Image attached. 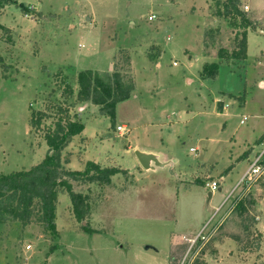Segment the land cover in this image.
Listing matches in <instances>:
<instances>
[{
    "label": "rangeland",
    "instance_id": "rangeland-1",
    "mask_svg": "<svg viewBox=\"0 0 264 264\" xmlns=\"http://www.w3.org/2000/svg\"><path fill=\"white\" fill-rule=\"evenodd\" d=\"M248 1L251 14L263 17L264 1ZM248 1L238 4L247 16ZM224 2L0 0V174L45 157L44 134L60 108L102 137L78 139L70 150L68 144L61 152L68 169L78 170L68 165L72 154L130 167L123 152L129 138L168 162L124 169L105 185L72 181L88 196L89 211L77 221L61 189L57 233L10 216L0 224V264H168L172 257L170 264L184 257L185 264H264V175L234 187L248 166L244 157L264 137V58L252 39L244 62L218 57L220 49L233 50L241 32L239 19L215 15ZM20 3L30 7L27 14ZM202 52L221 63L215 79L200 78ZM84 69L134 82L113 120L103 107L77 100ZM221 90L238 95L225 99L224 109ZM39 111L46 116L34 127ZM118 124L129 133L118 135ZM212 180L220 189L209 197ZM203 228V239L196 238Z\"/></svg>",
    "mask_w": 264,
    "mask_h": 264
},
{
    "label": "trees",
    "instance_id": "trees-1",
    "mask_svg": "<svg viewBox=\"0 0 264 264\" xmlns=\"http://www.w3.org/2000/svg\"><path fill=\"white\" fill-rule=\"evenodd\" d=\"M239 1L226 0L222 8L217 7L215 11L216 16L230 15L233 20L239 19V22H234V25L241 30L236 34L234 48L229 54L224 49L218 51L220 59L244 60L247 57V29L253 28V23L238 8ZM11 2L14 0H3L4 4ZM21 8L26 14L30 11L29 6ZM220 64V62L205 63L201 75L215 77ZM77 84L79 87L77 100L79 102L90 100L94 105L103 107L104 114L110 120L114 119L116 104L129 98L134 89V82L124 80L118 72H114L111 78L106 79L98 71L92 69L80 70L77 73ZM229 96L234 97L232 94ZM60 110L63 115L44 134L45 142L49 148L45 157L29 168L0 174V224L12 216L19 220L23 226L34 220L41 223L46 230L57 233L56 203L58 192L61 189H64L70 197L75 219L82 222L89 211L88 196L75 192L72 181L82 179L90 183L96 182L105 185L110 183L111 177L116 173L125 172L124 169L116 166H101L93 161H87L83 170L66 168L61 158V152L73 136L82 132L84 122L76 116H70L66 108H60ZM45 116V113L37 112L36 116L31 119V125L38 126ZM83 228L90 231V229H86V225Z\"/></svg>",
    "mask_w": 264,
    "mask_h": 264
},
{
    "label": "crops",
    "instance_id": "crops-1",
    "mask_svg": "<svg viewBox=\"0 0 264 264\" xmlns=\"http://www.w3.org/2000/svg\"><path fill=\"white\" fill-rule=\"evenodd\" d=\"M248 1V0H247ZM261 1H264V0H261ZM247 6H248V9L247 11L250 13L248 18L252 21L253 25L256 24V23H259V25L261 26H255L254 28H248L247 29V36H246V41H247V57H248V51H249V42L250 40L252 39L253 41H255V43L257 44V47L259 46L258 48V51L260 52V56H262V58H264V16L263 17H259V16H254L251 14V6L249 4V1L247 3ZM206 14H207V9H206ZM262 41H260V40ZM202 40H203V37H202ZM247 57L244 59L246 60ZM202 58H203V63H202V69H203V65L204 63H211L213 61H210V57L209 55H204L203 52H202ZM244 60L242 62H244ZM241 62V63H242ZM243 65V64H242ZM201 72L202 70L200 71V78L201 79H205L206 77L202 76L201 75ZM218 72H219V69H218ZM218 72L217 74L215 75V77H213L212 79H215L218 75ZM211 79V78H210ZM229 94H232L233 96H238L232 92H229V91H223L221 90L220 91V95H219V98L218 101H221L223 102V109L224 107H226L225 105V99H232L234 97H230ZM244 104H246V98H245V102ZM248 119V118H247ZM246 122V121H245ZM244 122V123H245ZM242 123V124H244ZM88 126H87V123L84 124V129L82 130V132L78 135H75V137H73V140L71 141V143H69V150H70V147L72 146L73 143H75L76 141H78V139H81L83 138L84 139V142L87 143L88 141H90L92 138L93 139H96V138H102L100 136V134L98 133V131H95L93 129H90V131L87 129ZM129 133V132H128ZM131 139L132 138H129L128 139V143L125 145L124 149H123V152H124V155H129V157L131 158H128V162L130 163V167H122V165L119 163V159H115V158H111V160L115 163L111 164L113 166H116L118 167L119 165V168L120 169H129L130 171L131 170H143V168L141 167L139 161L137 160L135 154H134V150L138 149V150H142V151H146V152H152L154 153L153 151L147 149V148H144V147H141L140 145L138 144H131ZM243 150L240 151V153L242 152ZM98 154V157L101 156V154L97 153ZM157 154L158 158L160 161H163V159L161 158V156L159 155V153H155ZM131 155V156H130ZM102 157V156H101ZM100 157V158H101ZM244 158H247V157H244ZM87 161H93V162H96V163H99L101 162V160H97V159H89V158H75V155H71L70 157V161L68 163V165H70V167H75L74 169H78V170H83L84 166H85V163ZM163 162H167V161H163ZM108 164V163H107ZM211 197H212V194H211ZM174 241H178V237H176L174 239ZM173 260V257H172V260H168V264H170Z\"/></svg>",
    "mask_w": 264,
    "mask_h": 264
},
{
    "label": "built area",
    "instance_id": "built-area-1",
    "mask_svg": "<svg viewBox=\"0 0 264 264\" xmlns=\"http://www.w3.org/2000/svg\"><path fill=\"white\" fill-rule=\"evenodd\" d=\"M244 9L247 10L248 6L244 5ZM154 17L155 15L152 14L148 17V19H152ZM173 65H176V62H173ZM247 118H248L247 115H243L240 119V123L241 124L244 123L247 120ZM115 131L117 132L118 135H125L130 130L126 124H118L115 126ZM251 148H252L251 149L252 155L251 157H247L248 166L246 167L244 172L241 174L239 180L237 181V184L234 187L241 185V188H245L264 175V137L258 143V148H256L255 150H253V147ZM205 186H207V188L210 190L209 192L212 193L213 191L218 190L220 185L217 182V180H212V181L207 182ZM234 187L229 191L227 196L233 193ZM203 230L204 228L201 230V232L196 234V238L200 237L203 239V236H201L203 233ZM190 241L194 243L193 240H190ZM30 248H31L30 244L25 245V249H30ZM179 264H185V257L181 261H179Z\"/></svg>",
    "mask_w": 264,
    "mask_h": 264
},
{
    "label": "water",
    "instance_id": "water-1",
    "mask_svg": "<svg viewBox=\"0 0 264 264\" xmlns=\"http://www.w3.org/2000/svg\"><path fill=\"white\" fill-rule=\"evenodd\" d=\"M24 4L20 3V8L23 7ZM134 154L137 158V160L139 161L141 167L145 170H154L156 169V167H163L166 164H168V162H163L160 161L157 154L152 153V152H146V151H142V150H134ZM220 189V188H219ZM211 192H208V196H211Z\"/></svg>",
    "mask_w": 264,
    "mask_h": 264
}]
</instances>
